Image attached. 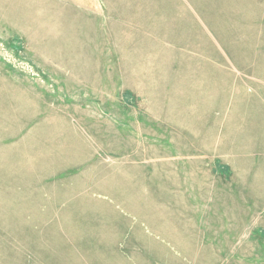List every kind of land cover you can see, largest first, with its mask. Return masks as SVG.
Returning a JSON list of instances; mask_svg holds the SVG:
<instances>
[{"label": "rangeland", "instance_id": "obj_1", "mask_svg": "<svg viewBox=\"0 0 264 264\" xmlns=\"http://www.w3.org/2000/svg\"><path fill=\"white\" fill-rule=\"evenodd\" d=\"M238 37V0H0V264H264Z\"/></svg>", "mask_w": 264, "mask_h": 264}, {"label": "crops", "instance_id": "obj_2", "mask_svg": "<svg viewBox=\"0 0 264 264\" xmlns=\"http://www.w3.org/2000/svg\"><path fill=\"white\" fill-rule=\"evenodd\" d=\"M238 35V40H240L238 51L241 50L240 54L264 57V43L261 44V42H264V0H238ZM243 41L246 42L241 43ZM248 41H259V43L256 46L254 44L249 46ZM256 97L260 109L264 112V93L261 95L258 92ZM255 107V104H250V115L252 116L255 114L253 109Z\"/></svg>", "mask_w": 264, "mask_h": 264}]
</instances>
